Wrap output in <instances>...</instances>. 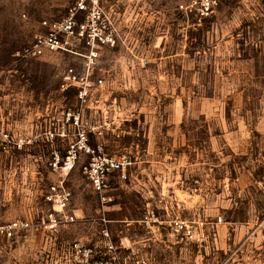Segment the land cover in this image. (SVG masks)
I'll use <instances>...</instances> for the list:
<instances>
[{
    "label": "rangeland",
    "instance_id": "rangeland-1",
    "mask_svg": "<svg viewBox=\"0 0 264 264\" xmlns=\"http://www.w3.org/2000/svg\"><path fill=\"white\" fill-rule=\"evenodd\" d=\"M98 1L118 37L101 51L99 102L79 123L93 153L129 160L110 171L106 204L83 172L92 152L49 164L54 152L65 159L74 132L49 140L32 127L41 111L61 119L75 107L73 89L59 91L73 59L13 56L71 0H0V127L23 140L0 139V220L38 221L52 210L41 192L61 176L75 213L55 232L35 223L4 240L0 264H71L74 240L104 250L103 226L151 264H264V0H218L203 18L191 0ZM175 216L201 240L167 236Z\"/></svg>",
    "mask_w": 264,
    "mask_h": 264
},
{
    "label": "built area",
    "instance_id": "built-area-1",
    "mask_svg": "<svg viewBox=\"0 0 264 264\" xmlns=\"http://www.w3.org/2000/svg\"><path fill=\"white\" fill-rule=\"evenodd\" d=\"M218 0H191L190 9H194L198 18H203L213 11ZM42 29L36 31L21 47L17 48L13 56L16 60L23 59H53L61 60L65 56L73 59L61 73L59 91L65 93L74 91L76 105L62 111L59 119L55 113L46 112L37 114V120L32 127L38 129V135L43 139L53 140L63 138L69 131L74 132L75 141L68 145V154L65 159L57 152L49 160L51 168L57 170L73 165L77 149L92 152L90 160L83 165V172L88 177L99 200L106 204L111 200L108 193V176L112 170H125L129 163L125 157L116 158L108 154L93 153V147L87 142V126L79 123L85 107L97 105L99 102L96 91L104 83V75L97 73L98 62L103 48L116 44L118 37L117 26L105 14L98 0H71L65 13L59 18H44L40 22ZM99 91V90H98ZM67 125L62 118H64ZM48 118V120H47ZM8 126V125H7ZM11 126V125H10ZM68 126H70L68 128ZM13 129L15 124L11 126ZM8 129V128H7ZM0 127V139L10 140L15 145L23 143L22 138ZM1 143V142H0ZM125 177V173H121ZM43 201L50 205L52 210L42 211L40 219L35 221L31 216L23 219L13 217L0 220V248L4 240H12L16 234L36 224L43 225L55 232L62 221L73 220L75 213L70 209L72 198L71 190L65 185L64 177H58L48 184L41 192ZM167 236L172 235L177 243L187 244L192 240H201L203 232L196 230L181 216L170 217L167 220ZM104 250H98L94 244L74 240L67 247L65 257L71 264H151V253L144 247L115 244L111 239V232L106 226L100 231ZM145 245V244H143Z\"/></svg>",
    "mask_w": 264,
    "mask_h": 264
}]
</instances>
